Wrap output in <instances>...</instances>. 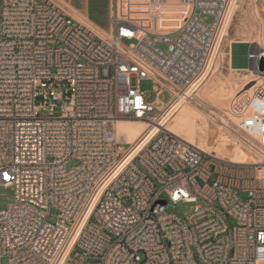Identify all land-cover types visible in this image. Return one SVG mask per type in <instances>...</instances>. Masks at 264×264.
Wrapping results in <instances>:
<instances>
[{
    "label": "built area",
    "instance_id": "obj_1",
    "mask_svg": "<svg viewBox=\"0 0 264 264\" xmlns=\"http://www.w3.org/2000/svg\"><path fill=\"white\" fill-rule=\"evenodd\" d=\"M232 1L181 0L179 26L156 33L112 0L104 33L60 0H0V188L13 192L0 264H264V0L234 7L262 21L241 71L252 88L228 111L253 162L160 129L125 163L132 146L115 133L122 120L156 121L165 92L167 108L189 99ZM179 203L191 205L183 219L167 213Z\"/></svg>",
    "mask_w": 264,
    "mask_h": 264
},
{
    "label": "rangeland",
    "instance_id": "obj_2",
    "mask_svg": "<svg viewBox=\"0 0 264 264\" xmlns=\"http://www.w3.org/2000/svg\"><path fill=\"white\" fill-rule=\"evenodd\" d=\"M148 1L149 0H140L139 2H136V0H117V4L119 3L123 8L120 10L121 13H118L119 17L126 18L127 20L136 23L139 27H142L146 31L156 33L173 32L179 26L180 21L185 14V7L181 5V0H163L164 2L162 5H160L161 2L160 4L158 2L160 9L157 13H155L156 17L153 22L143 23L134 18V15L136 11H144L148 13L152 7L149 5ZM235 1L236 0L232 1V4L227 12L204 74L187 94L189 99L186 100L187 102L185 103H178L172 108H167L166 104L169 99V95L166 92L163 93L161 97L163 105L158 107L156 121H160V127L163 125L171 127L173 118L177 115L178 111L181 110L182 106H187L184 108L185 111L196 116L198 127L202 128L205 126L209 129L206 141L205 143H202L205 147L207 144H213V146L216 147L217 144L220 143L221 137L223 136L226 137V141L230 149L236 147L240 150L241 148L236 145V139L239 136V133L233 126V123H235L234 117L228 112L229 104L231 99L235 97L237 93L241 91H249L252 88V77H249L247 73L241 71L248 69L249 67L247 58L249 45L247 43L250 41L257 42L261 40L258 35L261 33L260 26H262V21L258 8L251 6L246 2H242L239 9L234 12L232 17H230L231 9ZM103 29L105 32H109L107 25H105ZM223 31L227 32L226 36H223ZM131 43H133V41L123 42L125 46H128ZM160 49L162 51H166L165 46H160ZM215 64L216 67H214ZM213 68L215 69L214 74L211 73ZM152 87L153 84L151 81L143 80L140 83V88L145 93L147 102H152L155 99ZM219 89H224L227 94L231 92L230 99L226 100L223 107H215L201 97V93L207 92V94L210 93L209 95H211ZM144 122L151 124L146 121ZM221 122L228 126V128L223 126ZM157 133V130H153L149 134L145 135L135 147L134 153L150 142ZM195 143L197 145L201 144L198 138L195 139ZM134 163L139 166L136 161ZM74 164V162H71L67 165V167H72ZM156 188L158 189L159 186L157 185ZM162 198L166 200L164 195H162ZM12 200V190L0 188L1 208H5L7 205H10ZM190 209L191 205L179 203L175 206L168 205L167 213L183 219L184 216L190 212ZM53 221L54 213L53 217L50 219V222ZM5 261L6 259L2 260V262Z\"/></svg>",
    "mask_w": 264,
    "mask_h": 264
},
{
    "label": "bare ground",
    "instance_id": "obj_3",
    "mask_svg": "<svg viewBox=\"0 0 264 264\" xmlns=\"http://www.w3.org/2000/svg\"><path fill=\"white\" fill-rule=\"evenodd\" d=\"M234 7H235V3L232 6L230 17H232L234 12H235ZM229 8H228V10H229ZM227 12H226V15H227ZM226 15L223 19L222 25L224 23ZM221 28H222V26H221ZM220 31H221V29H220ZM219 34H220V32H219ZM226 35H227V32L223 31V36H226ZM219 56H220V54H219ZM214 67H216V64ZM214 72H215V69L213 68L211 73L214 74ZM192 87H190V89ZM189 90H187L184 93V96L186 98H188L187 94H188ZM200 92H202V91H200ZM209 94H207V92L201 93V97L215 107H223L226 100L230 99L231 92L229 94H227V92L224 89H219V90H216L215 92H213L211 95H209ZM195 97H196V95H195ZM185 102H187V101H185V99H183L180 96L179 101L174 102L171 105V108L174 107L178 103H185ZM186 107L187 106H182L181 110L178 111L177 115L173 118V121H172L173 123H172L171 127H168L165 125L160 127V121L151 122V124L145 123L144 121L138 120V119L122 120V121L117 122L115 124V133H116L117 138L124 141L126 144L132 146L131 153L128 156V158L126 159L125 163L129 162L132 159V157L136 154V153H134V149L145 135L149 134L153 130H157V132H158L160 129H164V130L174 134L175 136L182 139L185 143L193 145L196 148H198L204 152H207V153H213L214 152L216 154V156H218L220 158L228 159L231 162L249 163V162L254 161L251 154L247 153L243 149L239 148L240 150H238V148H236V147L233 149H230L228 144H227L226 137H223V136L221 137L220 143H218L216 147H214L213 144H210V145L207 144L205 147L204 144H202V143H205L206 137L208 136V133H209V129L205 126H203L202 128L198 127L196 116L185 111L184 108H186ZM197 138L201 144L197 145L195 143V139H197Z\"/></svg>",
    "mask_w": 264,
    "mask_h": 264
},
{
    "label": "crops",
    "instance_id": "obj_4",
    "mask_svg": "<svg viewBox=\"0 0 264 264\" xmlns=\"http://www.w3.org/2000/svg\"><path fill=\"white\" fill-rule=\"evenodd\" d=\"M60 1L65 3L67 6H69L76 14L85 18L98 30L107 33L103 29L105 25H107V27L110 30L112 0H60ZM139 1L140 0H136V2ZM148 3L150 6H152L151 10L148 13L144 11H136L134 15V18L140 20L143 23L153 22V20L156 17L155 13H157L160 9L159 5L154 3V0H149ZM162 4L163 2L160 5ZM117 5H118L119 13H121L120 10L123 8L120 6L119 3Z\"/></svg>",
    "mask_w": 264,
    "mask_h": 264
},
{
    "label": "water",
    "instance_id": "obj_5",
    "mask_svg": "<svg viewBox=\"0 0 264 264\" xmlns=\"http://www.w3.org/2000/svg\"><path fill=\"white\" fill-rule=\"evenodd\" d=\"M263 70H264V61H262L260 64V71H263Z\"/></svg>",
    "mask_w": 264,
    "mask_h": 264
}]
</instances>
